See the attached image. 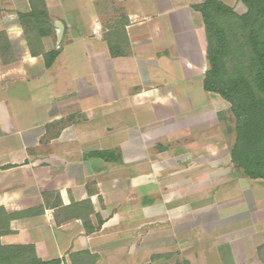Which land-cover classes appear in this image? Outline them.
<instances>
[{
  "label": "crops",
  "instance_id": "1",
  "mask_svg": "<svg viewBox=\"0 0 264 264\" xmlns=\"http://www.w3.org/2000/svg\"><path fill=\"white\" fill-rule=\"evenodd\" d=\"M203 1L0 0L3 245L61 264H154L175 249L186 260V239L205 236L201 264H264V180L231 161L230 104L203 87Z\"/></svg>",
  "mask_w": 264,
  "mask_h": 264
},
{
  "label": "trees",
  "instance_id": "2",
  "mask_svg": "<svg viewBox=\"0 0 264 264\" xmlns=\"http://www.w3.org/2000/svg\"><path fill=\"white\" fill-rule=\"evenodd\" d=\"M247 8L237 14L221 0H204L194 5L199 11L206 36L207 71L203 87L230 104L235 118V139L230 158L242 174L264 180V0H240ZM26 14L18 13L19 18ZM55 51L45 54L49 65ZM8 215L0 209V236L7 231ZM24 250L27 264H61L42 261L32 247L3 245L0 263L16 258Z\"/></svg>",
  "mask_w": 264,
  "mask_h": 264
},
{
  "label": "rangeland",
  "instance_id": "3",
  "mask_svg": "<svg viewBox=\"0 0 264 264\" xmlns=\"http://www.w3.org/2000/svg\"><path fill=\"white\" fill-rule=\"evenodd\" d=\"M226 5L230 6L237 14L245 13L247 8L246 6L240 1V0H221ZM219 111H222L224 115V121L222 122L225 128V125H229L230 120V113L228 111V108L226 106H219ZM224 128L218 131L219 138L218 140V147H219V157L217 159L218 164L224 163L226 160L225 156L227 155V150L225 149L226 139L224 138V134L222 135V132H224ZM204 156V153H203ZM214 158H212L213 160ZM201 164H206L208 160L204 157H201L200 159H197ZM234 177H238V175L235 173L233 174ZM261 186L258 184L251 185V191L249 192V197L247 196L250 204L251 211L253 212L255 210L254 202L252 199H258L261 198L260 195H258V190ZM258 189V190H257ZM248 191H245V194L247 195ZM233 197V202L236 203L238 201L245 202V195L243 191H235ZM263 196V195H262ZM251 197V198H250ZM238 204V203H237ZM246 214V212L243 213H237L233 215V218L236 220L240 219V217H243ZM231 218V217H230ZM229 218V219H230ZM210 240V238H205V236H198L197 238H187V248H186V260H183V254L180 251H177L176 249L167 253V254H155L154 255V264H201L203 262V255H206L207 252L209 253V247L204 244V240ZM205 240V241H206ZM172 241V239H171ZM198 242L201 243L199 250L192 249L193 243ZM198 245V244H197ZM172 246V244H171ZM173 247V246H172ZM204 251V252H203ZM16 258L8 260L6 263H0V264H27V262L30 261V254L24 250H21L19 253H16ZM83 264V263H81Z\"/></svg>",
  "mask_w": 264,
  "mask_h": 264
},
{
  "label": "water",
  "instance_id": "4",
  "mask_svg": "<svg viewBox=\"0 0 264 264\" xmlns=\"http://www.w3.org/2000/svg\"><path fill=\"white\" fill-rule=\"evenodd\" d=\"M53 25L56 31L57 43H59L63 35L64 26H63V23L58 20L53 21Z\"/></svg>",
  "mask_w": 264,
  "mask_h": 264
}]
</instances>
